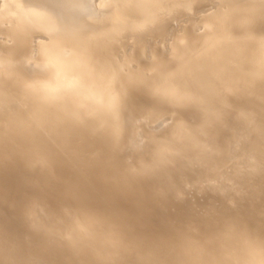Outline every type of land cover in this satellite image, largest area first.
<instances>
[{
	"label": "bare ground",
	"instance_id": "6f19581e",
	"mask_svg": "<svg viewBox=\"0 0 264 264\" xmlns=\"http://www.w3.org/2000/svg\"><path fill=\"white\" fill-rule=\"evenodd\" d=\"M106 1L111 3L95 10L93 0H11L12 14L0 13V33L24 46L29 37L42 35L56 42L60 53L78 47L82 54L74 55L77 60L67 71L59 69V77L57 67L35 71L11 54L0 58V87L18 97L0 92V264H228L229 257L264 256V210L255 209L254 202L256 194L263 195L257 172L264 170V75L258 80L253 72H239L242 55L254 58L255 53L264 60V0ZM208 8L219 25L213 21L194 32L193 17ZM11 16L17 23L5 29L4 19ZM181 20L193 31L181 48L196 49L186 51L191 59L177 51V64L168 55L154 71L160 96L129 94L102 108L99 97L83 90L86 60L93 70L116 75L121 69L114 49L120 41L130 47L144 37L150 42L156 32L170 36L182 28L177 27ZM220 30L232 37L217 38ZM143 46L146 52L148 45ZM70 109L79 120L73 121ZM163 111L175 123L172 139L164 133L150 151L133 128L140 117ZM245 122L255 134L254 152L239 147L244 162L239 167L228 152L231 126ZM11 128L40 140L32 142L15 130L20 141L14 143L6 134ZM91 133L103 139L97 142ZM42 140L54 150L44 148ZM170 162L180 178L192 166L191 181L197 184L218 171L234 174L231 191L250 194L251 204L226 212L225 193L216 196L222 201L215 216L248 218H238L239 228L223 235L201 217L188 221L196 207L187 199L180 211L183 222L171 219L161 203L179 202L175 195L185 191L179 181L165 182ZM37 206L41 219L34 216Z\"/></svg>",
	"mask_w": 264,
	"mask_h": 264
},
{
	"label": "rangeland",
	"instance_id": "374dc122",
	"mask_svg": "<svg viewBox=\"0 0 264 264\" xmlns=\"http://www.w3.org/2000/svg\"><path fill=\"white\" fill-rule=\"evenodd\" d=\"M4 1L5 0H0V13L5 14V15L6 14H12V13H10V11H12L13 7L9 8V4H10L11 0H7L6 2H4ZM115 1H117V2H115V4L121 3V1H119V0H115ZM110 3L111 2H108L106 0H93L95 10L103 9L105 6L109 5ZM212 11L213 10L210 8L197 11V15L193 17V19L195 20V23H194L195 27L192 28L194 30V32H203L204 29L209 25V23H211L213 21L216 24L219 23L217 16L210 14V13H212ZM4 23H5L4 26L6 27L5 29H11L12 30L14 28V26L11 28V26L13 25L12 23H17V22L15 21L14 16H11L9 18L6 17V19H4ZM187 25H188L187 22H184V20H181L180 23L177 25V27L181 26L182 28L177 29V30L175 29L176 33L172 34L174 36L170 35L171 40L167 38V37H170L169 35L164 34L163 36H159V34L157 35V32H156L154 35H152L153 37L150 38V42H148V43H147V41H149V39L147 40L146 37L141 38L138 41L136 40V43H133L132 45L129 44L130 47L128 45H126V43H125L126 41L125 42L120 41L119 43H121V44H117V46H115V49H114V56H116V58L119 59L117 67L119 69H121V70L117 71L116 75H110L105 71H98L97 72L96 70H93L91 68V66H93L94 64L91 63L90 61L86 60L85 66H88V67H85V70L81 73V75L79 74L80 77H82V79H83L82 87L87 86V88L86 89L83 88V90H85L88 94L91 92L96 98L99 97L98 98L99 104H101L102 108L108 105L107 101L114 100V101L123 102V100L125 101L127 99V97H129V96L131 97V95L134 98L141 97V96L146 97V98H156V97L160 96L161 89H159V87H160L159 82H157V80L154 79V78H156L155 76H153L154 71H157L158 68L162 65V63L164 61L168 60L169 57L172 60H168V61H173V62L175 61L176 64H177V62L179 63L181 60H180V58H178V56L176 54L177 51H179L180 54L182 53L183 55H185L191 59V57H189L186 54H187L189 49H190L189 52L196 49V47H193V49H192V47H190L188 49L185 48L186 50H183L181 48L182 45L185 44L184 39H186V37L191 38V36L193 35V33H192L193 31L191 32V30L188 29L190 27H188ZM188 30H189V32H188ZM211 30L212 29H210V30L208 29V31H211ZM214 31H216V30H214ZM220 31H222L221 32L222 35L219 32L218 35L216 34L217 38L222 39V37H223V39L227 40V39H230L229 38L230 36L232 37L231 32L227 33V31H225V30L224 31L220 30ZM188 33H190V34H188ZM219 34H220V36H219ZM223 35H225V36H223ZM158 36H159V38H158ZM226 36H227V38H226ZM220 39H217V40H220ZM152 40L153 41L155 40L156 42H154L152 44V42H153ZM209 40L213 41V42L216 41V40L211 39V38H209ZM28 41H27V43H28L27 46H24L22 44V41L19 40L18 38L14 37V36H10V35L6 36L5 34L0 33V58H5L6 54H11V55L15 56L16 58H19L20 60H22L25 67L30 68V69L35 70V71L44 70V72H46L45 71L46 67H50L52 69H55L57 67L54 71L56 72L58 70L57 71L58 73L56 72L54 74L55 75L57 74L56 77H59L61 75V74H59V69H61V70L63 69L65 71H67L69 69V66L72 67L75 64V61L77 60V58L76 59L74 58V55L80 56L79 54H81L79 51L80 49H78V47H71L72 49H69L68 47H66L64 49V52L60 53L59 47H58L59 45L56 46L55 45V44H57L56 42L53 41L55 43L54 44L53 42L49 41V38L47 36L45 37L42 35H37L34 37H29ZM143 41L145 42V44L148 45V48L146 49L147 53L144 50L145 48L143 45H145V44ZM149 43H150V45H149ZM193 43H191L192 46L194 45ZM235 43H237V42H235ZM122 44L124 46L121 47L120 45H122ZM191 44H189V45L191 46ZM125 46H128V47H125ZM121 48H123V49H121ZM181 50H182V52H181ZM168 55H169V57H168ZM173 55H174V57H172ZM241 55H242V53H241ZM252 55L254 58H250V57H246L245 55H242L241 59L245 61V64L242 65V69L244 71L242 70L239 72H242L243 74H250L251 72H253L255 77L258 80H260V78H262V76L264 75V73H263L264 70H262V69H264V60L262 57H261L262 61L259 60L258 57H256L255 53ZM176 58H178L179 60ZM81 61H83V60H81ZM246 62L249 64H246ZM52 75H50L51 78H55L54 75L53 76ZM37 77L39 78V76H37ZM0 89H2V88L0 87ZM4 90H5V88L0 90V92L3 93L4 97L5 96H6V98L7 97H9V98L15 97V95L13 94L12 91L10 92V90H5V91ZM26 92H28V91L26 90ZM30 94L33 95V93L31 91H30ZM129 94H131V95H129ZM166 96L167 95H164L162 97V95H161L160 99L165 100ZM16 98H18V97H16ZM16 98H13V99H16ZM101 98H104V100L100 101ZM70 110H72V112H75V111H73V109H70ZM75 113H70L71 117L73 115L75 116V117L74 116L72 117L73 121H74V118H76L78 116L77 115L78 113H76V115H75ZM159 114L151 113L150 115L140 117L139 119H137L136 125L133 128L136 135H138L140 137L141 141H143V146L146 147V149H148V146H149L150 151L153 149L154 141H156V143H157V139L163 140L162 136L164 135V133H167V135L169 136V139H172V134L169 133V131L172 132L173 126L175 124L174 121L170 117L165 115L164 111L162 114H160V116H159ZM77 119L79 120V117H77ZM84 126H85V124L82 127H84ZM228 127H229V125H228ZM17 129L18 128H16V129L11 128L12 131L10 130V132L6 133L8 139L10 136L9 140H11V141L13 140L12 142H14V143H16L17 141L18 142L20 141L19 136H21L22 134L24 136H27V138L26 137L25 138L26 139L29 138V140L32 142L37 143L38 139L40 140V138H37L36 136L24 134L23 132H21ZM96 129L98 130L100 128H96ZM0 130H3V129L0 127ZM15 130L19 131V136H18L17 131L14 132ZM231 131H232L231 133H233L232 134L233 137L231 139L232 145H231L230 149H228V152L230 154V159H231V161H234L237 165H239V167H244V162L241 161L242 158H241V156H239L238 150H239V147L245 146L250 153H253L254 150H253L252 146L254 144V135L255 134H254V132H253V130H252V128L248 122L238 124L235 126H231ZM98 132H100V130H98ZM91 134H93V133H91ZM103 134H102V132L100 133V135H103ZM93 135H94V138L92 137V139L96 140L97 139V138L95 139L96 134L94 133ZM100 135L96 136V137H98V140H99V138L101 140L103 139L102 136L100 137ZM32 137H34V138L36 137L35 139H37V140L33 141L34 138H32ZM98 140H96V141L98 142ZM44 142L45 141L42 140V142H40L41 145ZM46 143H44V144H46ZM44 144L42 146H44ZM51 144L52 143H50V145ZM260 144H259L261 146L260 148L261 149L263 148L262 150H264V147H263L264 144L262 146V141L260 142ZM48 145H49V143H47L44 146V148L47 149V147H48L50 149H47V150L49 152L50 151L52 152L54 150V148H52L53 145H51V146H48ZM245 167L251 168V166H249V167L245 166ZM190 168H192V166H190ZM190 168H187V171H186V167H185V170L182 171L184 176L182 178H180V176L179 177L176 176L175 169L170 162V167H169V169H167L168 170L167 173L165 172L167 174L165 182L167 184H172V183H176L179 181L180 183H182V186L184 187L183 190L185 192L182 193L179 191L177 194L175 193L176 194L175 197H178L179 202H176L173 199H170V200L167 199V202L164 201L163 204L161 203V207H162L163 211L166 212L171 219L175 220L176 222L179 221V223L180 222L182 223L183 221L181 220L182 217L180 218V215H181L180 211L183 209V206L185 204L184 202H186V200L189 199L190 202H192L196 208L193 209L195 211V212L193 211L194 216H192V217L189 216L186 218L187 220L189 219L188 221L194 222L193 217L198 216V217H201V219H203V220L205 219V221L211 223L213 228L215 227L216 231L222 233L223 235H224V233L228 234L230 232H234L235 227L237 229L239 228L238 224H237L238 218L244 219V217L248 218V216H245V215L243 216L242 215L243 213H239V214L236 213L237 215H226L227 218L224 217V219L216 218L215 214H217L219 212L218 211L219 206H217V205H220V203L222 201V200L219 201L220 199L216 200V196L224 195L225 193L229 194L228 195V197H229L228 203L226 201V204L222 205L226 212H230V211L233 212V211H238V210L242 211L244 206L251 204L250 202H251L252 196H250V194H248V193L246 194L245 192H238L237 191L234 193L233 191H231L232 185L234 183L232 180V177H235V175L227 172L226 170L218 171L217 173L211 175L210 177L208 176V178H206V181L204 180V181L200 182L199 184H197L195 182L196 183L195 184L194 182L191 181L194 179V177H193L194 172H192ZM186 173H188V174H186ZM190 175H192V177ZM190 177H191V179H190ZM257 177L259 178L258 181L260 180V182H261V183H258V188L260 190L262 189L263 195H261V196L259 195L260 196L259 197L258 194H256V196H255L256 198L254 197V202L256 204L255 209L258 208L259 210H261V209L264 210V188H262V187H264L263 186L264 185V181H263L264 179H262V178H264V170L257 172ZM145 178L148 181L147 185L149 187H151V185H152V187L154 189L156 186H154L153 180L150 178L148 180V178L146 176H145ZM261 179H262V181H261ZM234 181L236 182V180H234ZM143 183H144V180H143ZM251 190L254 192L253 187H251ZM214 195H215V197H214ZM209 196H211V197H209ZM234 198L237 202L234 200ZM235 202H236V204H234ZM257 203H259L258 206H257ZM164 205L167 207H163ZM202 206H203V208H202ZM131 208H133V207L132 206L130 207V212H133L134 208L133 209H131ZM198 208H200V210ZM35 209H36L34 211L35 218L41 219L42 218V214H41L42 210L38 206ZM204 209H206V212H204L205 211ZM134 212H135V210H134ZM210 216H212V217H210ZM223 216H220V217H223ZM260 219H261L260 225H262V226H260V228L264 232V221L262 220V218H260ZM234 221H235V223H234ZM225 226H227V227L224 228ZM229 227H232V228H229ZM229 230H232V231L228 232ZM183 237L185 238V235H180L179 238L183 239ZM263 261H264V256H260L259 254H256V253L254 255H250L245 260H241L240 258H237V257H236V260L233 257H231V258L229 257L226 260V262L228 264H263L262 263Z\"/></svg>",
	"mask_w": 264,
	"mask_h": 264
}]
</instances>
